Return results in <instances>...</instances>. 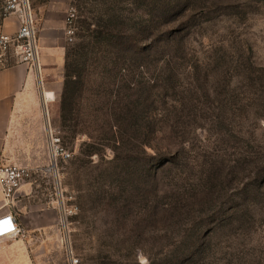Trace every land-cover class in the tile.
<instances>
[{
	"label": "rangeland",
	"instance_id": "374dc122",
	"mask_svg": "<svg viewBox=\"0 0 264 264\" xmlns=\"http://www.w3.org/2000/svg\"><path fill=\"white\" fill-rule=\"evenodd\" d=\"M184 2L168 1L185 5L181 16L157 14L156 32L117 45L87 43L78 11L66 48L89 51L78 123L62 124V92L42 107L46 134L72 154L59 173L76 210L62 224L43 201L47 165L32 168L38 204L50 209L35 220L25 209L20 222L41 224L25 239L33 264H264V0ZM140 93L148 132L123 133L120 147L107 120ZM82 146L95 153L83 157Z\"/></svg>",
	"mask_w": 264,
	"mask_h": 264
},
{
	"label": "crops",
	"instance_id": "0c3cea01",
	"mask_svg": "<svg viewBox=\"0 0 264 264\" xmlns=\"http://www.w3.org/2000/svg\"><path fill=\"white\" fill-rule=\"evenodd\" d=\"M70 4L71 0H46L43 5L33 6L38 34V70L24 65L0 70V158L30 169L48 162L42 107L44 102H53L62 92L68 45L63 21ZM17 27L16 18L9 17L0 24V34H13ZM37 190L31 183L23 185L16 195L15 207L5 202L0 190V218L14 215L20 224L25 209L30 211L33 220L35 215L36 218L44 215L50 209L38 204ZM32 224L29 221L23 228L27 236L41 227L39 223L37 228ZM26 238L1 237L0 264H33L27 253Z\"/></svg>",
	"mask_w": 264,
	"mask_h": 264
},
{
	"label": "trees",
	"instance_id": "16d2710c",
	"mask_svg": "<svg viewBox=\"0 0 264 264\" xmlns=\"http://www.w3.org/2000/svg\"><path fill=\"white\" fill-rule=\"evenodd\" d=\"M89 1L97 2L94 17L87 16L82 12L85 6L89 5ZM78 0L77 9L80 11V30L84 33L82 38L88 39L87 43L117 45L116 42L124 38L131 42L137 41L141 34L156 32L157 14L168 17L170 19L181 16V10L185 11L186 7L183 4L169 5L170 0ZM184 4H193L196 0H182ZM182 3V2H181ZM125 4H130L134 10L141 11L143 14H136L131 17L126 16L122 7ZM85 5V6H84ZM87 9V8H86ZM200 13H202L200 11ZM127 34V36H126ZM126 50H124L125 52ZM87 44H78L70 52L65 53L64 62V81L62 93L60 96V118L62 124L66 122L76 121V102L81 99L84 92V80L82 78L81 69L84 68L85 60L88 56ZM129 56L134 57V62L142 60L143 56L140 52L133 50L128 51ZM74 57V60L71 58ZM143 94L136 95L134 98L126 97L119 104L118 112H113L110 115L109 129H114L113 135L119 134L120 138L114 141L124 146L122 134L127 132L129 136H135L137 141L148 132L149 123H146L143 113H139L136 108L144 105ZM142 144V143H141ZM84 146V145H83ZM81 147L79 153L83 157L91 156L94 151H88ZM119 148V147H117Z\"/></svg>",
	"mask_w": 264,
	"mask_h": 264
},
{
	"label": "built area",
	"instance_id": "2783aa9c",
	"mask_svg": "<svg viewBox=\"0 0 264 264\" xmlns=\"http://www.w3.org/2000/svg\"><path fill=\"white\" fill-rule=\"evenodd\" d=\"M76 0H71L64 16V33L67 43H72L76 35L78 9ZM9 17L17 20V30L13 34H0V70L11 65H24L29 69H39L38 34L30 0H0V24ZM45 148L47 166L44 172L52 178V188L44 196L46 206L59 210L61 222L64 224L68 215L76 210L75 205H66L71 200L64 197L59 163L67 162L72 154L61 143L60 138L51 129H47ZM33 169L18 163L8 162L0 158V190L5 202L15 207L16 195L23 185L30 183ZM26 238L27 233L17 222L16 216L0 218V238ZM71 262L77 263L70 257Z\"/></svg>",
	"mask_w": 264,
	"mask_h": 264
}]
</instances>
